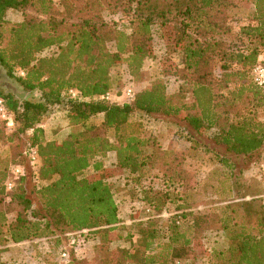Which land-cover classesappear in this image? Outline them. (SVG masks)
Listing matches in <instances>:
<instances>
[{
    "label": "trees",
    "instance_id": "obj_1",
    "mask_svg": "<svg viewBox=\"0 0 264 264\" xmlns=\"http://www.w3.org/2000/svg\"><path fill=\"white\" fill-rule=\"evenodd\" d=\"M241 2L252 6V18L235 30L231 12ZM8 10L21 13L22 20H8ZM116 13L128 31L119 20L106 18ZM154 27L167 41V53L181 56L172 74L184 83L182 90L169 94L166 81L156 78L130 101L100 99L112 93V70L119 64L138 81L153 55ZM46 49L54 51L41 56ZM262 60L264 0H0V65L25 90L38 93L35 100H19L0 91L12 120L9 131L0 119V143L29 134L28 146L40 158L36 172L13 178L9 159L0 156V255L10 244L43 238L58 248L61 234L86 230L82 235L96 250L86 264H180L197 258L193 242L201 240L200 234L218 228L228 246L213 253V264H264V208L256 197L225 203L212 213L194 211L182 201L177 205L181 213L173 217H190L193 237L177 231L174 217L166 225L170 233L162 238V227L149 220L165 211L169 196L175 194L171 202L180 198H173L180 190L169 174L180 165V155L162 149L136 119L173 116L190 132L215 129L214 142L235 154H251L264 146L258 110L264 106V89L252 78ZM54 106L64 110L70 127L61 141L46 140L41 127ZM95 116L113 129L114 140L88 123ZM109 152L115 155L110 172L127 174L144 192L141 202L152 213L144 218L149 225L139 221L136 232L125 236L107 182L113 174L102 161ZM152 177L166 187L174 185L177 192L145 190L143 180ZM8 178L13 180L10 190ZM115 239L129 245L113 247ZM68 254L64 262L54 257L47 264H81L76 254Z\"/></svg>",
    "mask_w": 264,
    "mask_h": 264
},
{
    "label": "rangeland",
    "instance_id": "obj_2",
    "mask_svg": "<svg viewBox=\"0 0 264 264\" xmlns=\"http://www.w3.org/2000/svg\"><path fill=\"white\" fill-rule=\"evenodd\" d=\"M252 11V6L245 5L244 2H241L240 7L232 10L231 23L235 30L251 21ZM6 18L16 22L22 20L23 16L17 11L8 10ZM106 18L119 20V26L128 31L127 23L121 18L120 13L106 15ZM153 35V55L145 60L138 81H134L129 76L125 64H119L113 68L111 81L113 97L111 101H125L122 95V90L125 87H132L137 92L148 86L156 78H163L166 81L169 94H176L182 90L184 83L172 74L174 66L180 65L181 56L178 53L171 55L167 53V41L161 38L156 27H154ZM112 45L110 44L111 48ZM53 51L46 49L40 55L48 56ZM260 63L264 64V61L262 60ZM0 91L11 93L19 100L38 98L37 92L25 90L15 77L8 76L6 69L1 65ZM258 110L260 118L264 119V106L259 107ZM0 119L2 118L0 117ZM136 119H140L145 134L156 139L162 149H171L180 155V165L169 171L171 178L178 181L175 183L179 185L178 189L180 190L177 194L180 196L173 198L174 200L180 198L171 202V196L175 194L169 196L165 211L156 213L157 216L149 220L158 228L162 227L160 229L162 238L170 233L166 230V225L174 217L179 220V223H176L177 231L188 238L193 237L190 217H173V215L181 213V210L177 209V205L182 201L188 203L189 209L212 213L217 207L225 203H236L243 197L247 199L256 197L260 199L264 208V146L251 154H235L225 146L214 142L212 134L215 129L205 131L202 134H197L192 130L190 132V129L188 130L182 122L173 116L137 115ZM99 122L100 116H95L90 118L88 123L95 125L96 132L114 140L113 129L103 127ZM41 127L44 129L46 140L55 141L63 140L70 130L66 114L59 106L52 107L49 115L43 119ZM9 128L11 126L7 129L10 131ZM28 137L29 134H25L13 142L0 143V156L9 159L10 167L19 165L24 172L34 171L28 158L24 155V151L28 147ZM102 161L105 168L112 169L115 164L114 153L109 152L102 158ZM110 169L107 173L110 172ZM88 172L90 173L91 170ZM110 173L113 174V172ZM107 182L113 191L118 206L120 225L126 227L123 236L126 235L127 231L135 233L134 225L139 221L144 222V218L152 216L151 211L147 212L144 203L141 202L140 197L144 195V192L138 190L131 181L129 182L127 174L124 173L111 175L107 178ZM142 185L145 190L152 189L151 192L157 190L159 193L168 187L161 178L156 177L144 179ZM173 187L174 185L168 188L174 193L177 192ZM13 217L14 213H11L9 218L13 219ZM149 221H145V225H149ZM163 227L165 228L163 229ZM112 235L114 237V232ZM200 235L201 240L193 242L198 255L197 258L182 260L180 264H213V253L224 250L228 246L225 235L218 228L207 230ZM61 236L64 239L58 248L54 246L51 239L10 245L1 253L0 264H47L52 262L54 257L57 259L56 252L61 248L70 251V254H76L81 264L92 261L96 251L93 242L81 235L78 239L79 245L72 249L67 243L68 239H66L65 233ZM112 245L117 247L128 246L129 244L124 239H115Z\"/></svg>",
    "mask_w": 264,
    "mask_h": 264
},
{
    "label": "built area",
    "instance_id": "obj_3",
    "mask_svg": "<svg viewBox=\"0 0 264 264\" xmlns=\"http://www.w3.org/2000/svg\"><path fill=\"white\" fill-rule=\"evenodd\" d=\"M21 75H23V72H19ZM252 78L253 81L256 85H258L259 87L264 89V64L263 63H257L255 65V67L252 70ZM69 94L71 96H75L76 93L74 90H70ZM122 95L125 98V101H130L133 99L134 95H135V91L132 89V87H125L122 90ZM112 93L111 92H106L103 95H100L99 98L100 99H104V100H111L112 99ZM0 117L6 121V125L8 127L12 126V120L11 118H9L6 115L5 112V108L3 106L2 101L0 100ZM24 155H26V157L28 158V161L30 163V165L32 166L34 172L37 171L39 165H40V158L36 152V149L34 147L28 146L25 151H24ZM263 170H264V166H263ZM9 174L11 177H19L21 175H24V171L23 169L19 166V165H13L12 167L9 168ZM5 186L7 190H10L13 187V180L11 178H8V180L5 182ZM147 212H150L149 209H146ZM86 232V230H83L81 232H67L65 233V237L68 238V245L69 246H78L79 245V237L82 235V233ZM44 239V238H43ZM39 240H35L36 242L40 241ZM69 257L68 251L65 250L64 248L59 249V251L57 252V261L60 262H64L67 258Z\"/></svg>",
    "mask_w": 264,
    "mask_h": 264
},
{
    "label": "crops",
    "instance_id": "obj_4",
    "mask_svg": "<svg viewBox=\"0 0 264 264\" xmlns=\"http://www.w3.org/2000/svg\"><path fill=\"white\" fill-rule=\"evenodd\" d=\"M34 242H36V241H34ZM23 243H26V242H23ZM29 243H32V242H29ZM19 244H22V243H16V244L13 243V244H10V245H19ZM10 245H9V246H10Z\"/></svg>",
    "mask_w": 264,
    "mask_h": 264
}]
</instances>
